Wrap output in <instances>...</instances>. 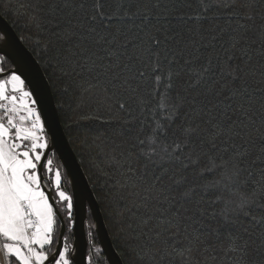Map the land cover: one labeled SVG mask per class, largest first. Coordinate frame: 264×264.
<instances>
[{
  "label": "snow or ice",
  "instance_id": "6c2138e0",
  "mask_svg": "<svg viewBox=\"0 0 264 264\" xmlns=\"http://www.w3.org/2000/svg\"><path fill=\"white\" fill-rule=\"evenodd\" d=\"M225 7L230 20L237 15L234 4ZM208 10H183L168 0H63L49 21L55 27L45 51L67 84L65 94L72 89L78 106H96L97 114L81 119L102 120L104 106L124 114L111 123L113 136L135 157L127 175L143 182L155 170L145 191L156 195L142 206L155 201L161 216L174 217L183 208L192 227L185 235L189 252L192 245L206 254L219 246L220 255L212 259L220 264H264V231L256 235L264 229V216L251 215L252 206L264 201V149L252 151L256 113L238 86L246 74L264 78V21L257 29L251 4L240 17L244 22L232 21L235 27L219 26L218 17L209 23ZM33 21L39 25L37 17ZM34 97L23 73L0 66V260L75 264L74 196L59 190V169L53 180L59 203L45 191L43 172H51L52 161ZM206 157L221 163L197 171ZM111 159L125 167L115 155ZM257 167L260 179L253 183ZM217 173L219 179L204 183ZM211 189L214 198L204 200ZM151 219L129 239L144 255L162 260L171 245L165 232L174 239L179 227L150 229Z\"/></svg>",
  "mask_w": 264,
  "mask_h": 264
},
{
  "label": "trees",
  "instance_id": "16d2710c",
  "mask_svg": "<svg viewBox=\"0 0 264 264\" xmlns=\"http://www.w3.org/2000/svg\"><path fill=\"white\" fill-rule=\"evenodd\" d=\"M172 4L183 10L191 8L198 11L202 8H209L207 15L209 23H213L212 18L218 17L214 21L221 27L231 24L233 20L244 22L240 17L246 14V6L251 4L255 8L256 19L255 25L258 29L262 21H264V0H168ZM63 0H0V15L13 28L19 39L32 53L39 63L44 75L50 85L57 112L61 125L67 137V140L87 178L88 184L94 197L98 203L100 212L103 217L109 238L113 248L119 255L123 264H185L186 260H190L191 264H220L218 260H213V256H219L221 249L217 246L215 253L209 251L207 254L203 248L197 251L195 245H189L185 240V235L192 232L191 222L180 209L181 216H172L171 214L161 216L158 209L160 204L155 201H149L148 207H143L146 197L155 196L156 193L145 191L147 184L152 182L151 173L155 171L150 169L149 176L146 181H139L136 177L127 175V163L131 162L135 167V157L128 156V146L121 139L113 136L114 125L111 121L116 118L123 120L124 114L119 112L115 107L108 110L107 106L99 108V115L102 120H83L80 117L86 114H97L95 105L81 104L73 96L72 89L65 94L64 89L67 86L65 80L59 77L58 72L54 70V61H52L51 53L45 51V41L51 38V33L55 27L49 21L54 15H59L56 10L62 6ZM234 4L232 9L237 15L232 16L225 5ZM219 5V6H216ZM211 6V7H209ZM33 17L39 19V25L33 21ZM256 49H260V41L256 40ZM253 63L259 65L260 57L254 56ZM0 66L7 70L11 67L10 63L0 56ZM87 78H84L86 81ZM86 86V83H85ZM242 92H245L250 98L254 112L256 113L255 124L252 125L254 136V153L264 149V121L261 120V113L264 112V78L259 72L253 77L246 74L245 80L238 82ZM119 130V129H116ZM121 153L124 155L122 156ZM115 155L125 167L116 165L111 157ZM218 154H212L216 156ZM52 161L53 168H57L61 172L60 190L70 195V188L67 177L59 164L54 152L50 153L48 158ZM47 161V160H46ZM213 163H221L214 161L211 157L201 159L197 165V171H204L210 168ZM171 167V166H169ZM256 180L260 179V168L252 169ZM159 175V172L156 173ZM44 175V174H43ZM189 178H193L195 173L190 166L187 172ZM219 173L206 177L204 183L219 179ZM45 177V175H44ZM45 185L49 187L53 194L50 179L45 177ZM215 189L209 190V195L203 197L204 200L214 198L211 193ZM251 191V189H248ZM219 194L227 197V193L222 189ZM55 197V196H54ZM119 197V199L117 198ZM55 202L59 201L55 198ZM238 202V201H237ZM164 208L168 204L163 205ZM190 207V205H186ZM224 205L216 206L219 211ZM212 209H209L211 211ZM62 214V218H64ZM251 215L259 219L264 216V201H257L251 210ZM147 216H151L150 229L168 227L176 230L179 227V234L172 239V232H165L163 238L171 239V245L167 248V255L164 259L159 256L155 258L152 255H144L140 252L138 242L129 239L130 234H138L144 228V220ZM247 225V221H243ZM92 227H89V226ZM264 229H259L256 235L259 236ZM91 233V236L89 235ZM86 237L88 241L86 259L87 264H107L106 260L99 248L97 238L93 230L91 218L87 217ZM159 245H157L158 247ZM154 251V249H153Z\"/></svg>",
  "mask_w": 264,
  "mask_h": 264
},
{
  "label": "water",
  "instance_id": "95a60500",
  "mask_svg": "<svg viewBox=\"0 0 264 264\" xmlns=\"http://www.w3.org/2000/svg\"><path fill=\"white\" fill-rule=\"evenodd\" d=\"M0 56L10 63L9 71H17L27 77L29 86L35 93L34 98L39 101L37 107L41 112L42 122L48 132L49 150L47 158L50 153H55L67 177L70 195L74 196L75 224L72 235L75 244V264H87L88 241L86 237V222L88 215L92 220L93 230L106 263L123 264L113 248L98 203L90 189L87 178L67 140L44 72L32 53L1 15ZM45 191L51 193L52 200L55 202L53 192L47 185H45Z\"/></svg>",
  "mask_w": 264,
  "mask_h": 264
},
{
  "label": "rangeland",
  "instance_id": "374dc122",
  "mask_svg": "<svg viewBox=\"0 0 264 264\" xmlns=\"http://www.w3.org/2000/svg\"><path fill=\"white\" fill-rule=\"evenodd\" d=\"M9 91H11V87H10V86H9ZM45 163H47V161H46ZM50 167H51V172H47V171H45V172H43V174L45 175V177H46L47 179H48V178L50 179V181H51V187H52L53 190H54V196H55V198H56L57 201H58V197H56V195H55L57 189H56V187H55V185H54V183H53L54 176H55V172H56L57 168H53L52 165H51ZM59 190H60V189H59ZM0 239H2V238H0ZM0 262H2V260H0Z\"/></svg>",
  "mask_w": 264,
  "mask_h": 264
},
{
  "label": "built area",
  "instance_id": "2783aa9c",
  "mask_svg": "<svg viewBox=\"0 0 264 264\" xmlns=\"http://www.w3.org/2000/svg\"><path fill=\"white\" fill-rule=\"evenodd\" d=\"M0 264H3V261H2V262H0Z\"/></svg>",
  "mask_w": 264,
  "mask_h": 264
},
{
  "label": "flooded vegetation",
  "instance_id": "af4514ba",
  "mask_svg": "<svg viewBox=\"0 0 264 264\" xmlns=\"http://www.w3.org/2000/svg\"><path fill=\"white\" fill-rule=\"evenodd\" d=\"M89 216V215H88Z\"/></svg>",
  "mask_w": 264,
  "mask_h": 264
}]
</instances>
